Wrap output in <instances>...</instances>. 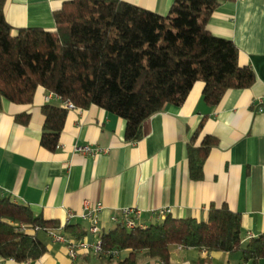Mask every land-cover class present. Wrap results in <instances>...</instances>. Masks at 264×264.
I'll return each mask as SVG.
<instances>
[{
	"label": "crops",
	"instance_id": "0c3cea01",
	"mask_svg": "<svg viewBox=\"0 0 264 264\" xmlns=\"http://www.w3.org/2000/svg\"><path fill=\"white\" fill-rule=\"evenodd\" d=\"M64 1L6 0L4 18L14 34L25 27L50 30L54 27L52 12ZM124 1L161 15L173 2ZM206 28L235 44L238 63L251 67L254 83L228 90L222 101L211 107L202 98L203 82L197 81L183 104H166L142 123L139 140L126 141L125 120L97 105L65 108L57 146L50 151L40 144L41 107L46 103L64 107L58 96L40 88L30 105L2 99L0 197L8 196L45 221L57 222L60 226L51 229L69 240L74 238L64 231L66 223L87 232L89 220L81 216L86 200L92 208H102L100 236L116 226L110 218L120 217L125 208L140 210L142 222L149 226L164 218L161 210L166 208L172 217L205 221L211 204L225 205L240 215L243 244L263 233L264 0H218ZM22 113L29 114L26 124L15 120ZM199 127L201 136L212 135L217 144L204 162L203 178L194 181L189 175L187 147ZM85 144L95 152L81 154L73 148ZM35 233L46 246L40 258L18 262L0 257V263L100 264L93 248L97 236L87 233L84 239L90 247L71 257L66 240H57L46 230ZM114 256L124 258L127 252ZM136 264H264V258L253 262L244 260L239 251L203 253L196 247L172 246L166 261L139 253Z\"/></svg>",
	"mask_w": 264,
	"mask_h": 264
},
{
	"label": "trees",
	"instance_id": "16d2710c",
	"mask_svg": "<svg viewBox=\"0 0 264 264\" xmlns=\"http://www.w3.org/2000/svg\"><path fill=\"white\" fill-rule=\"evenodd\" d=\"M0 0V105L2 99L30 105L38 89L76 107L97 105L123 118L125 140L142 138V123L166 104L181 105L197 81L202 98L217 106L230 89L250 87L254 73L238 63L239 51L206 28L218 0H173L164 15L124 0H66L52 12L53 29L13 28L4 18ZM40 144L57 146L67 110L44 104ZM28 113L15 116L26 124ZM199 127L187 147L192 180L203 178L209 151L217 144ZM199 139V140H198ZM23 224L25 230H20ZM57 228L27 207L0 197V257L18 262L40 258L46 246L35 226ZM65 232L81 240L86 230L65 224ZM100 264H136L139 253L167 260L172 246L208 251L240 252L244 260L264 258V232L245 244L240 215L227 206L210 205L205 221L166 215L144 229L116 225L100 236ZM113 251H126L124 258Z\"/></svg>",
	"mask_w": 264,
	"mask_h": 264
},
{
	"label": "built area",
	"instance_id": "2783aa9c",
	"mask_svg": "<svg viewBox=\"0 0 264 264\" xmlns=\"http://www.w3.org/2000/svg\"><path fill=\"white\" fill-rule=\"evenodd\" d=\"M60 99V97H58ZM46 102L48 101V98L46 97ZM61 100V99H60ZM61 102L64 104V108L66 109H77V107L69 102V101H63ZM262 99L258 101L260 104V107L258 110L261 112L263 111L262 105ZM74 150L76 152H79L81 154H88V153H94L95 150L92 149L89 145H74ZM102 208L101 206H96L92 208L90 206L89 200H86L83 202V213L81 214L83 219H88L89 220V225L87 228V233L90 235L97 236L95 242L93 243V248L97 252H101V239H100V231L101 227L99 224V213L101 212ZM170 210L168 208L161 210V216L165 217L166 215H169ZM113 222L116 223V225H121L124 226L127 229H132V228H140L144 229L146 228V224H144L141 220V211L137 210L135 208H125L121 211V216L116 217V216H111L110 218ZM20 230H25V227L23 224H18ZM59 229V228H58ZM61 229V228H60ZM34 231L38 230H46L53 238L57 240H66L68 242V253L71 257H74L76 252L79 249H85L90 247L89 242H87L85 239L81 240H75V239H66L65 236L57 229H51V228H42L40 226H35L33 228ZM181 247V246H179ZM206 249H202L203 253H206ZM117 251H113V254H116ZM1 264V263H0Z\"/></svg>",
	"mask_w": 264,
	"mask_h": 264
}]
</instances>
